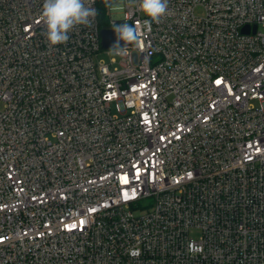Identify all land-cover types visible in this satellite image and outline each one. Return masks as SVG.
<instances>
[{"label":"built area","instance_id":"2783aa9c","mask_svg":"<svg viewBox=\"0 0 264 264\" xmlns=\"http://www.w3.org/2000/svg\"><path fill=\"white\" fill-rule=\"evenodd\" d=\"M43 2L0 0V264H264V0H95L52 47Z\"/></svg>","mask_w":264,"mask_h":264},{"label":"clouds","instance_id":"9594fccd","mask_svg":"<svg viewBox=\"0 0 264 264\" xmlns=\"http://www.w3.org/2000/svg\"><path fill=\"white\" fill-rule=\"evenodd\" d=\"M94 3L95 0H44L39 19L45 25L43 35L49 47L66 44L70 39L69 33L78 26L91 27L97 15ZM130 4L148 18L143 22L147 31H151L152 24H159L169 13V0H130ZM113 29L119 40L138 43V35L127 23ZM109 51L110 54L124 55L126 49L117 44ZM132 254L139 255L138 252Z\"/></svg>","mask_w":264,"mask_h":264},{"label":"water","instance_id":"95a60500","mask_svg":"<svg viewBox=\"0 0 264 264\" xmlns=\"http://www.w3.org/2000/svg\"><path fill=\"white\" fill-rule=\"evenodd\" d=\"M129 26L132 27L131 25H129ZM101 39H102V47L104 49L112 48V47L116 46L117 44H119V46H121V47L131 46V45L135 44V42H136V41H132V42L125 43L123 40H119L114 29H102L101 30Z\"/></svg>","mask_w":264,"mask_h":264},{"label":"trees","instance_id":"16d2710c","mask_svg":"<svg viewBox=\"0 0 264 264\" xmlns=\"http://www.w3.org/2000/svg\"><path fill=\"white\" fill-rule=\"evenodd\" d=\"M103 3L104 2H101V4H103ZM98 19H99L101 29H107L109 27V16L107 14L106 9L104 8V5H102L100 7Z\"/></svg>","mask_w":264,"mask_h":264},{"label":"rangeland","instance_id":"374dc122","mask_svg":"<svg viewBox=\"0 0 264 264\" xmlns=\"http://www.w3.org/2000/svg\"><path fill=\"white\" fill-rule=\"evenodd\" d=\"M112 56H114V54H112ZM110 56H108L107 54H105L104 52L100 55V59L105 60V61H109ZM193 238H198L199 237V233L195 232L192 234Z\"/></svg>","mask_w":264,"mask_h":264}]
</instances>
